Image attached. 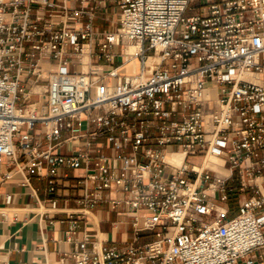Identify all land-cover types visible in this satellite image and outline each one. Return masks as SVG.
I'll return each instance as SVG.
<instances>
[{
    "label": "built area",
    "instance_id": "obj_1",
    "mask_svg": "<svg viewBox=\"0 0 264 264\" xmlns=\"http://www.w3.org/2000/svg\"><path fill=\"white\" fill-rule=\"evenodd\" d=\"M99 18L110 28L96 27ZM126 43L141 46L137 72L69 68L94 44L99 60L114 62ZM28 77L46 82L41 108L20 105ZM209 88L216 99L203 98ZM64 145L72 155L55 153ZM176 151L186 153L179 168L165 161ZM201 153L199 166L188 163ZM209 155L223 159L227 176L205 167ZM3 164L0 185L16 172L30 187L39 168L47 196L62 168H83L82 217L103 202L132 226L124 246L97 251L77 240L71 220L74 264H264V0H0ZM146 232L154 240L141 245Z\"/></svg>",
    "mask_w": 264,
    "mask_h": 264
},
{
    "label": "crops",
    "instance_id": "obj_2",
    "mask_svg": "<svg viewBox=\"0 0 264 264\" xmlns=\"http://www.w3.org/2000/svg\"><path fill=\"white\" fill-rule=\"evenodd\" d=\"M95 26L101 31L110 28V25L101 18L95 21ZM98 50L96 44L91 45L87 67V70H98L95 77H102L116 67L119 68L121 75L134 71L133 64L121 53V48H114L118 53L114 62L99 60L95 55ZM80 58L81 61L74 56L68 58L71 71H86L82 56ZM52 65L51 61L44 62L43 70L47 73L54 70L55 67ZM138 66L139 70L140 62ZM33 80V77H28L24 81L27 100H22L21 106L35 105L39 108L45 101L46 82L36 84ZM89 97L91 99L95 97V90H92ZM94 129L93 125L91 130ZM66 137L67 135L64 134V138ZM101 141L103 140H96L94 143L98 145ZM45 148L46 144H43L42 149ZM105 152L108 155L114 154L108 147ZM55 153L69 156L72 155V148L70 145H64L58 147ZM0 171H9V167L3 164L0 166ZM39 171V168L34 169L30 187L22 186L23 176L16 172L13 173L11 180L0 185V264H74L75 244L66 239V232L73 219L79 224L77 240L83 241L89 238V249H92L94 244L97 251H103L115 245L122 247L130 241L132 226L123 224V219L118 217L109 204L100 202L91 210L92 217H82L83 207L78 199L83 191L81 186L75 187V183L85 176L83 168L75 170L62 168L59 190L50 196L46 194V180L38 178ZM43 173H46V170H43ZM65 174L68 175V180L63 179ZM32 190H35L34 196ZM6 194L11 195L10 199L7 200ZM111 195L116 197L114 192ZM153 240V234L146 232L142 234L139 244L144 245Z\"/></svg>",
    "mask_w": 264,
    "mask_h": 264
},
{
    "label": "bare ground",
    "instance_id": "obj_3",
    "mask_svg": "<svg viewBox=\"0 0 264 264\" xmlns=\"http://www.w3.org/2000/svg\"><path fill=\"white\" fill-rule=\"evenodd\" d=\"M141 46L136 44H130L126 43V51L125 56L126 58L133 64L134 72L138 71V59L136 58V55L139 53ZM83 64L86 67L84 70H87L88 63H89V56L88 52L86 51L85 54L82 56ZM159 60L158 56H151L148 65L152 67V69L155 67L154 62H157ZM120 72V70L118 71ZM248 79H255L256 77L254 75H247ZM217 97V91L214 88H209L207 91H205L203 98L204 99H216ZM42 103L40 104V108L42 107ZM186 157V153L183 151H176L174 153L168 154L165 158V161L174 167H181L184 164V160ZM205 167H209L216 171L218 176L224 177L229 174V170L224 167V161L222 158L214 155H209L206 162ZM198 169V167H196ZM199 170H201L199 168ZM221 208V207H220ZM223 209V208H222ZM220 212H222L220 210ZM224 212V209H223Z\"/></svg>",
    "mask_w": 264,
    "mask_h": 264
},
{
    "label": "rangeland",
    "instance_id": "obj_4",
    "mask_svg": "<svg viewBox=\"0 0 264 264\" xmlns=\"http://www.w3.org/2000/svg\"><path fill=\"white\" fill-rule=\"evenodd\" d=\"M203 4V3H202ZM194 6H199L200 3L196 2L195 4H193ZM112 4L110 5L109 9H108V12L109 13H114V11L112 10ZM193 14L192 12H189L188 15H191ZM45 89L42 90V92H44ZM46 95V93H45ZM45 102H46V97H45V101L43 103V105H45ZM202 159H203V154H198V155H195V156H190L189 160H188V163L191 164V165H200L202 163ZM234 184H239V183H234ZM248 196H251L253 194L252 191H248L246 193ZM241 194L239 191H237L236 193L232 194L230 196V201H229V207L231 209V213H230V217H235L239 214V209H238V199L240 198ZM218 210L222 211V208H218Z\"/></svg>",
    "mask_w": 264,
    "mask_h": 264
}]
</instances>
